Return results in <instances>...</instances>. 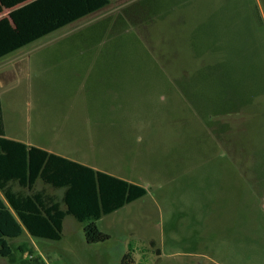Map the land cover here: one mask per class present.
<instances>
[{
  "label": "rangeland",
  "instance_id": "1",
  "mask_svg": "<svg viewBox=\"0 0 264 264\" xmlns=\"http://www.w3.org/2000/svg\"><path fill=\"white\" fill-rule=\"evenodd\" d=\"M253 69L264 78V0H112L0 58L6 136L146 189L97 220L108 239L86 242L67 214L61 238L24 229L11 241L25 251L0 264H119L128 250L135 264H264Z\"/></svg>",
  "mask_w": 264,
  "mask_h": 264
},
{
  "label": "trees",
  "instance_id": "2",
  "mask_svg": "<svg viewBox=\"0 0 264 264\" xmlns=\"http://www.w3.org/2000/svg\"><path fill=\"white\" fill-rule=\"evenodd\" d=\"M17 1L0 0V11L8 10L0 16V58L106 7L112 0H29L22 4ZM220 76L223 86L243 85L242 75L233 84L227 74ZM255 76L264 84L261 74ZM230 99L237 102L235 105L241 101L240 95ZM38 180L62 188L61 196L57 198L43 188H36ZM0 193V257L14 262L15 253L24 252L25 248L14 245L11 239L20 236L24 229L32 237L59 239L67 214L85 222L82 229L86 242L108 239L109 233L98 226L97 220L143 196L146 189L36 144L6 136L0 100ZM149 244L159 255L160 249L153 238ZM28 250L29 260L38 262L37 257H32V250ZM119 264H135L130 250L120 256Z\"/></svg>",
  "mask_w": 264,
  "mask_h": 264
},
{
  "label": "crops",
  "instance_id": "3",
  "mask_svg": "<svg viewBox=\"0 0 264 264\" xmlns=\"http://www.w3.org/2000/svg\"><path fill=\"white\" fill-rule=\"evenodd\" d=\"M29 1V0H28ZM26 2V1H25ZM24 3V2H23ZM26 143H30V142H26ZM30 144H32V143H30ZM59 154V153H58ZM62 155V154H61Z\"/></svg>",
  "mask_w": 264,
  "mask_h": 264
}]
</instances>
